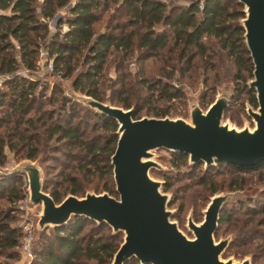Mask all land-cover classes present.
I'll return each mask as SVG.
<instances>
[{
    "label": "rangeland",
    "instance_id": "1",
    "mask_svg": "<svg viewBox=\"0 0 264 264\" xmlns=\"http://www.w3.org/2000/svg\"><path fill=\"white\" fill-rule=\"evenodd\" d=\"M163 1L169 4L187 2V0ZM115 5L112 4L106 11L98 9L101 18L94 24L95 32L107 29L108 16L112 12H118L115 10ZM68 8L69 5H66L58 9L53 17L46 20L49 32H58V28L61 32L65 30L67 25L57 26V21L61 16L68 14ZM119 14L121 18L126 17L123 10L119 11ZM115 21L116 19H113L110 23ZM133 28L138 32L144 30L142 25ZM156 29H163L168 41L166 46L157 50L154 55L143 57L145 50L144 47L137 45L138 38H135L133 48L124 57L122 51L112 49L100 77L101 101L124 107L121 104L126 99L132 104L130 107L133 108L134 118L155 116L156 110L166 109L168 117L189 119L192 104L196 103L205 110L219 93H224L230 96V100L223 120L238 128L252 127L254 122L247 109L254 106L249 102L245 89L240 94L237 93V83L233 76L234 64L225 51L218 49L215 39L211 37L206 39V55L194 53L192 66L188 67L180 54V45L174 43L171 30L164 24H158ZM115 32L119 33L117 29ZM50 37L43 41L39 48L37 69L33 71L23 66L20 68L23 74L39 82L34 93L35 99L32 101L36 109H32L27 115L31 117V123L27 126V123L20 121L16 129L15 122L20 112L13 110L9 102H4L0 106V136L6 141L0 171L10 169L26 159H32L39 165L45 191L49 193L51 190H57L64 197L71 193L70 190L74 187L80 188L78 196L86 192L110 193L107 188L109 186L115 190L114 180L112 184L106 176H101L97 171L81 167L88 157L86 150L74 145L72 140L60 136L57 132L51 133L54 124H65L64 119L71 103L77 107V117L73 120L78 122V127L84 132V138L90 140L101 137L105 130L100 126L99 114L95 109L80 100L84 93L72 88V77H60L49 68V63L52 61L48 50ZM11 41L15 44V40L11 38ZM205 61L208 63L207 67H204ZM46 69L53 73V77L46 74ZM205 74L209 78L207 84L202 83ZM250 77L247 76L246 80ZM141 78L148 82L160 79L178 86L183 95L171 99L160 97L158 88H147L141 82ZM53 86H57L61 93L52 89ZM245 86L248 87L247 81ZM0 88L7 90L4 84ZM12 98L9 99L7 95L6 101ZM61 98L66 100L64 111L60 107ZM20 131L22 133H19ZM20 135L24 136L25 141L18 139ZM100 139L104 140L103 137ZM9 142L16 143V147H10ZM30 149L36 150L33 158L25 156ZM176 155L177 152L165 148L153 150V158L159 163V167L152 168L150 172L153 177L161 181L162 191L170 194L168 208L173 212L171 219L177 222L185 234L192 237L188 218L190 216L195 222L203 219V210L212 196L208 186L213 182L218 188L217 192H231L230 199L224 204L220 215L231 211L232 214L229 220L219 221V227L215 232L216 240L223 237L233 238L221 257H232L238 261L249 257L251 264H264V168L240 172L233 166L218 161L206 167L204 163L190 164L188 156L186 159H178ZM237 176L244 177L241 187L228 189L229 182ZM5 177H11L12 180L1 191L0 207L5 210L10 208L8 210L12 217L10 223L19 227L22 235L17 247L20 258L14 260L0 255V261L3 264H31L35 256L34 249L38 247L43 233L49 234L53 228L48 226L44 231L39 232L36 221L41 203L30 202L26 175L21 173L0 175V178ZM106 183L108 186H105ZM111 195L118 197L116 191ZM240 225L246 230L244 237L238 235ZM84 233H92L94 236L103 235L102 237L106 239H110L109 235L123 238L122 232H113L108 224H98L92 220L86 223ZM28 235L31 237V257H25L23 252V240ZM85 261V264L94 262L90 259Z\"/></svg>",
    "mask_w": 264,
    "mask_h": 264
},
{
    "label": "trees",
    "instance_id": "2",
    "mask_svg": "<svg viewBox=\"0 0 264 264\" xmlns=\"http://www.w3.org/2000/svg\"><path fill=\"white\" fill-rule=\"evenodd\" d=\"M112 4H116L115 10L118 12H109L107 29L95 32L94 24L101 18L98 9L106 11ZM66 5H69L68 14L58 19L57 26L66 24L67 27L62 32L59 28L58 32H49L46 20ZM121 9L126 13L124 18L120 17ZM243 16V4L237 0H187L185 4H169L163 0H0V73L7 75L3 81L7 90L0 88V106L9 102L13 110L20 112L15 122L16 129L20 121L27 123V126L31 123L32 119L27 115L32 109H36L32 101L39 82L23 74L20 68L23 66L33 71L37 69L39 48L49 36L52 72L63 78L72 77L75 90L101 100L100 77L112 49L122 51L124 57L133 48L135 38H138L137 45L145 50L143 57L154 55L168 41L166 32L156 29L158 24H164L171 30L174 43L180 45V54L188 67L192 66L194 53L206 55V39L214 38L218 49L225 51L234 64L233 76L237 83V93L240 94L245 89L249 102L257 106L254 89L245 86L247 76L252 75L253 63L244 42V29L239 22ZM111 17L112 20L116 19L114 23H110ZM139 25L144 29L142 32L133 28ZM11 38L15 40V44ZM206 64L208 63L205 61L204 67H207ZM208 79L205 74L202 83L207 84ZM141 82L149 89L158 88L160 97L171 99L183 95L178 86L160 79L148 82L141 78ZM52 89L61 93L57 86ZM7 95L9 99L13 98L6 101ZM65 103L66 100L61 98L60 107L63 111ZM121 105L130 107L132 104L125 99ZM167 113L166 109L156 110L154 115L160 117ZM74 117H77V107L71 103L64 119L65 124H54L51 133L57 132L86 150L88 157L81 167L97 171L113 184L110 156L116 145L117 122L107 115L99 114L100 126L105 130L101 135L104 140L101 141V137L87 140L78 127V122H74ZM18 139L25 141L22 135ZM29 142L30 140L27 141ZM5 145V139L0 136V163L4 158ZM8 145L15 148L17 144L9 142ZM35 152V149H30L25 156L33 158ZM176 156L178 159L187 157L179 152ZM230 166L243 172L264 168V163L252 168ZM11 180V177L0 178V197L2 189ZM243 180V176H237L229 182L228 189L240 188ZM208 187L211 194L218 190L213 182ZM78 190L80 188L74 187L70 192L78 195ZM107 190L111 194L115 193L109 186ZM50 194L55 202L63 198L57 190H51ZM8 210L10 208L5 210L0 207V255L15 260L20 258L17 247L22 234L19 227L11 225L12 217ZM226 213L220 215L219 221L230 219L232 211ZM88 221L91 220L84 216H73L67 224L54 227L49 234L44 232L38 247L34 249L35 256L31 264H85V259L93 260L91 264H109L122 238L109 235L110 239H106L103 235L84 233ZM238 230L239 237H244L246 230L242 225ZM0 264L3 263L0 261ZM125 264L141 263L136 258H131Z\"/></svg>",
    "mask_w": 264,
    "mask_h": 264
},
{
    "label": "water",
    "instance_id": "3",
    "mask_svg": "<svg viewBox=\"0 0 264 264\" xmlns=\"http://www.w3.org/2000/svg\"><path fill=\"white\" fill-rule=\"evenodd\" d=\"M243 4L244 16L239 20L244 29V42L253 63L247 81L255 91L257 106L248 107L252 127H235L223 120L230 96L219 93L203 110L194 103L189 119L182 117H133L132 107H121L84 93L81 101L117 122V140L110 156L115 191L69 193L59 202L45 191L42 172L32 159H26L0 175L24 174L32 203H41L36 221L39 232L48 226L61 227L73 217L84 216L98 224H108L123 238L110 264H125L136 258L141 264H251L249 257L240 261L222 258L231 237L215 239L220 213L231 192H214L203 210V219L190 216L185 234L172 220L168 208L170 194L162 191L161 181L151 169L159 167L153 150L165 148L184 153L190 164L216 161L252 168L264 163V0H237ZM46 74L53 73L46 69ZM72 88L73 84H71Z\"/></svg>",
    "mask_w": 264,
    "mask_h": 264
},
{
    "label": "built area",
    "instance_id": "4",
    "mask_svg": "<svg viewBox=\"0 0 264 264\" xmlns=\"http://www.w3.org/2000/svg\"><path fill=\"white\" fill-rule=\"evenodd\" d=\"M202 7V4L200 5ZM49 68L52 69V63H49ZM7 77V75L0 73V87L3 84L4 79ZM30 235H28L26 238H24L23 242V252L25 257H31V248H30Z\"/></svg>",
    "mask_w": 264,
    "mask_h": 264
}]
</instances>
